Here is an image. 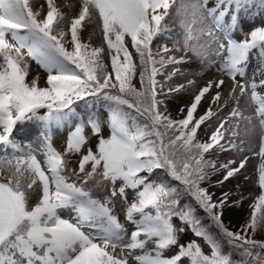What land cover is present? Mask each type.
<instances>
[{
	"label": "snow or ice",
	"instance_id": "1",
	"mask_svg": "<svg viewBox=\"0 0 264 264\" xmlns=\"http://www.w3.org/2000/svg\"><path fill=\"white\" fill-rule=\"evenodd\" d=\"M74 6L79 9L75 14L47 0L45 14L43 4L33 10L27 0H0V147L5 150L0 169L7 173L0 177V264H264V241L247 234L249 228L264 227V191L252 205L250 221L241 226L243 234L222 219L225 210L245 199L240 186L236 193L222 190L215 198L208 191L235 179L234 174L243 175L240 169L248 159H229L219 167L211 159L236 147L233 140H222L224 121L255 118L264 129V93L259 91L264 89V0H215L211 7L209 0H182L173 5L174 12L170 0H69L67 8ZM96 15L110 68L101 55L104 48L81 39L82 22ZM174 15L182 29L178 33L169 26ZM245 17H259L261 25L245 29ZM238 27L247 33L243 40L233 38ZM161 36L168 37L171 48L161 44ZM189 52L221 75L199 87L190 104L181 106L182 118L174 119L167 114L165 94L183 91L169 77L180 62L189 61ZM250 56L258 64L251 78ZM33 60L47 73L44 86L38 76L26 80ZM158 72L164 73L162 80ZM137 77L139 87L133 82ZM225 88L230 110L201 141L197 129L211 123L215 112L209 106L194 117V111L209 89L215 90L210 99L223 108ZM241 98L254 106L250 116L237 107ZM101 108L109 113L107 138ZM26 122L38 126L40 138L36 147L27 145V153L12 137L14 128ZM86 125L98 137L95 150L82 151ZM65 126L70 130L60 152L53 146V132ZM249 151L261 158L259 186L264 189V132L258 151ZM76 153L78 167H72L66 156ZM117 201L126 205V220L134 226L130 234L115 214ZM186 229L202 237L210 252L195 240L181 243ZM173 247L174 254L165 255Z\"/></svg>",
	"mask_w": 264,
	"mask_h": 264
},
{
	"label": "rangeland",
	"instance_id": "2",
	"mask_svg": "<svg viewBox=\"0 0 264 264\" xmlns=\"http://www.w3.org/2000/svg\"><path fill=\"white\" fill-rule=\"evenodd\" d=\"M69 0H53L54 5L57 7L60 11L65 12H71L75 14L78 12V7L74 6L71 9L67 8V3ZM79 0H77V3ZM182 0H175L173 4H170V11L174 12L173 5L179 6L181 4ZM27 3L30 7H32L33 10H35L40 4L44 5V8L41 9L43 13L46 14V8H47V0H27ZM215 3V0H209V7L213 6ZM227 19V18H226ZM179 17L173 16L171 18L170 22V28L173 33L181 32L182 29L180 28V25L178 23ZM205 23H207L213 31L217 32V35H221L215 28V25L211 24L209 20H206ZM85 26L82 27L80 31L81 39H86L87 37L92 41L94 46H101L104 48V52L101 54L105 60V63L109 66L111 64V57L107 49L106 42L103 41V34H102V21L99 20L98 15L94 16L91 20V22H82ZM252 24H256L257 26L261 25V20L259 17L252 18V17H245L244 18V24L243 27L245 29L249 28ZM247 33L242 31L239 27L236 29L235 32H233V38L237 40H243L246 37ZM160 42L163 45H166L167 47L171 48V41L168 39L167 36H161ZM201 42H203L204 37L201 36ZM125 43L128 47L131 46L130 43V37L125 38ZM255 51V50H254ZM133 53V58L137 57L135 56V52L133 49L131 50ZM177 54V53H173ZM189 57V61L180 62L177 67V72L173 74V76L169 77V81L172 84L180 83L182 85L183 91L177 90L175 93L169 95L168 98L165 100V104L167 106V114H170L172 118L179 119L182 118V116L185 113H181L179 110L181 106L190 104L194 92L201 86H203L208 80L213 79L215 77H218L221 75V73H218L216 71H212V67H205V65L201 64L200 61L191 54L185 53ZM212 59H216L215 55H212ZM258 67L257 61L254 56H250V63L248 67V75L251 77L252 72ZM163 68L165 70H169V65L164 64ZM29 74L26 77L27 81H30L32 78L38 76L39 81L38 84L41 86H44L47 81V73L44 71L43 68H41L39 65L34 64L30 61L29 64ZM202 70V74L196 75L195 73H199ZM157 79L162 80L164 73H157ZM191 79L194 81L192 85H185L184 81ZM226 84L230 82V78L227 76H224ZM237 79H240L237 77ZM259 79V76H257V80ZM136 78H134L133 82L135 83ZM214 89H209V93H213ZM262 93H264V89H260ZM209 93H205V95L201 98V101L197 105V109L194 111V117H197L200 114H203V112L211 106V108L214 110L215 115L210 116L209 120L211 123H208V121L202 122L201 125L197 129V135L198 138H203L202 141H206L208 137L211 135L213 131H215L217 127V118H223V114H225L227 111L230 110V105L232 104V101L230 99L226 100L225 96L227 93V88L224 89V92H222L220 103H223L225 106L223 108H220L218 106V103L216 101H212L210 99ZM163 107V105L161 106ZM237 107L241 109L242 116L244 115H251L254 111V106H249L243 98L239 101ZM186 112V109H185ZM105 116L107 118H105ZM99 117L102 121V134L105 136V138L108 137L110 130L108 128V121L109 115L104 113L103 111H99ZM205 125H207L205 127ZM205 127L204 129H202ZM225 131V136L222 137L223 139H230L233 140L236 144L235 149H226L225 151H218L213 154L211 159L217 161V167H219L220 162H227V160L231 159L234 162L238 161L243 156H247L248 159L245 161V165L240 169V171L243 173V175H236L235 179L232 177H229L228 180L224 182L222 186L220 185H214L209 186L208 191L214 193V198L216 196H219L220 191H231L233 193L237 192V185L240 186V191L244 194L245 199L241 201L239 206H232L230 209L225 210L222 214V219L226 226L232 230L237 231L240 230L243 234L242 225H244L247 221L249 216L251 215L253 208L252 205H254L257 201V197L260 195L264 189H261L259 186V166L261 164V158L257 155L250 154L251 151H258L259 144L261 142V133L264 132L262 127L260 126L258 120L253 118L251 122L248 120L241 118H233L229 117L228 120L224 121V125L221 126ZM261 127V129H260ZM69 128H64L63 130H60L58 133L53 132V146L60 152H63L64 148L67 144V135L69 132ZM228 131L233 132V136L229 137L227 135ZM84 134L88 138L85 145L82 147V151H86L88 147H92L93 150H95V146L98 142V137L93 135L90 126L85 127ZM13 139L20 145V147L24 150L25 153H27L28 148L27 145L31 144L33 147H36L39 142V131L36 128L35 124H32L30 122H26L24 125H17L12 134ZM215 147V146H213ZM241 149H243V152H241ZM212 149H209V152H211ZM20 154V153H18ZM37 155V158L41 161H43V155L42 153H35ZM80 158V154H71L70 156H66V159H68L71 162L72 167H78V161ZM205 158H208V154L205 153ZM87 167V165H86ZM7 173L3 171V169H0V177H5ZM220 175V172L215 173L211 179L214 181L216 180ZM247 176L248 179H244L243 177ZM243 181V182H242ZM94 194L97 196L103 195V190L101 189H94ZM232 197L230 196L229 199ZM36 196H33L32 201L33 203L36 202ZM129 202H131V196L129 197ZM259 213V212H258ZM115 214L118 216L121 223L128 224L131 227H134L131 222L126 220V205L122 202L117 201L115 205ZM178 221V219H175V223ZM179 223V222H178ZM134 230V229H133ZM132 231V230H131ZM130 231V232H131ZM248 234V233H247ZM180 242H187L190 240H195L198 244H200L202 250L206 253L210 252V248L207 245V243L203 240L202 237L195 236L190 229H186L185 232L180 233ZM175 247L171 250H165V255L170 256L174 254ZM186 259V258H182ZM129 264H136L134 260H130Z\"/></svg>",
	"mask_w": 264,
	"mask_h": 264
},
{
	"label": "trees",
	"instance_id": "3",
	"mask_svg": "<svg viewBox=\"0 0 264 264\" xmlns=\"http://www.w3.org/2000/svg\"><path fill=\"white\" fill-rule=\"evenodd\" d=\"M83 40H84V41H87V42H89L90 44L93 45L92 41H91L88 37H87L86 39H83ZM154 40H155V38H154ZM138 63H139V62H136V64H138ZM135 84H136L137 87L140 86V85H139L138 77L136 78ZM40 86H41V85H40ZM77 110L79 111L80 109H77ZM101 111L107 112V110H106V109H103V108H101ZM205 127H206V125H205ZM205 127H203L202 129H204ZM197 138H198V135H197ZM200 140L202 141L203 138L200 137ZM181 203H183V200L181 201ZM200 214H202V212H201ZM257 215L259 216L260 213L257 212ZM175 219H176V218L174 217V218H173V221H175ZM250 219H251V215L249 216L248 221H250ZM248 221H247V222H248ZM178 222H179V221H177V223H178ZM248 236H249V238H251V239H255V240H258V241H264V227H258V228L256 229L255 232H253L252 229L249 228V230H248ZM182 243H183V242H182ZM234 258H235V259H239V256H237V255L234 254Z\"/></svg>",
	"mask_w": 264,
	"mask_h": 264
},
{
	"label": "bare ground",
	"instance_id": "4",
	"mask_svg": "<svg viewBox=\"0 0 264 264\" xmlns=\"http://www.w3.org/2000/svg\"><path fill=\"white\" fill-rule=\"evenodd\" d=\"M211 69H212V71H215V68H214V67H212ZM249 78H251V77H249ZM260 129H261V127H260ZM263 130H264V129H263ZM42 164H43V161H42ZM65 215H66V214H65ZM125 227L129 230V234H130V231L134 229V227H131V226L128 225V224H125Z\"/></svg>",
	"mask_w": 264,
	"mask_h": 264
}]
</instances>
